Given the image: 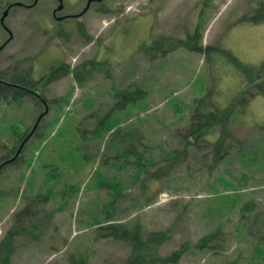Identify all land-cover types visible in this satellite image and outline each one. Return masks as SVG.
I'll return each instance as SVG.
<instances>
[{"label": "rangeland", "instance_id": "rangeland-1", "mask_svg": "<svg viewBox=\"0 0 264 264\" xmlns=\"http://www.w3.org/2000/svg\"><path fill=\"white\" fill-rule=\"evenodd\" d=\"M6 1L34 0H0V15ZM258 1L102 0L81 17L61 21L52 16L53 0L9 9L5 24L12 38L0 52V73L22 63L18 74L31 68L37 93L51 101L31 133L44 111L41 103L32 95L21 101L0 100V158L16 147L24 131L29 134L21 143L22 159L0 170V239L27 198L38 195L29 208L34 213L31 222L38 227L26 238L17 236L10 264H66L70 256H82L89 264H121L129 247L95 235L92 223L105 211L126 223L138 221L144 234L167 229L170 237L160 246V255L186 246L174 264H264V92L250 86L249 101L237 103L239 113L230 126L236 140L215 168L208 161L211 144L200 139L188 145L185 160L154 180L148 173L169 162L163 159L166 152L184 144L176 131L188 124L194 98L209 88L211 101L231 103L245 75L185 48L157 57L140 48L154 34L185 37L199 27L203 44L219 45L244 62L259 64L264 60V25L239 20ZM62 2V11L72 14L86 0ZM7 38L0 24V44ZM88 59L101 61L103 67L85 86L79 87L70 73L42 83L52 66L63 62L73 67ZM132 80L146 95L115 111L113 120L123 136V129L143 135V144L136 147L144 167L131 156L112 157L119 147L110 142V131L89 134L85 141L88 149L106 150L108 158L84 163L83 129L77 130V124L89 128L90 112L110 108L113 91ZM216 135L206 138L213 141ZM72 184H78L79 191L69 196ZM251 199V210H243ZM218 228L223 234L206 247L194 246Z\"/></svg>", "mask_w": 264, "mask_h": 264}, {"label": "trees", "instance_id": "trees-1", "mask_svg": "<svg viewBox=\"0 0 264 264\" xmlns=\"http://www.w3.org/2000/svg\"><path fill=\"white\" fill-rule=\"evenodd\" d=\"M9 3L11 7L14 6V3L11 1H6L2 6ZM101 11L104 12L105 10L101 9ZM239 20L254 25H264V0H259L256 7L252 11L243 14ZM78 31L85 36V32L81 25L78 26ZM202 35L203 34L199 31V27L187 31L185 37L159 33L152 35V40L148 45L145 46V44H142L140 47L141 49L146 48V53L153 57L163 56L169 51L185 48L186 50L204 55V59L210 62L219 60L217 64L225 63L229 69L231 68L233 71L236 70L245 75V79L240 81L242 88L239 90L240 92L238 91L239 93L237 92V95L231 103L227 101L225 105H222L220 102L211 101L208 97L210 92L209 88L208 93L194 98L188 124L185 125L183 130L176 131V134L181 136L184 144L181 148H174L166 152L163 159L169 160V162L148 173L149 177L154 180L167 176L176 165L185 160L187 157L186 151L188 145L193 143L196 145V141L200 139L202 141L206 140V143L211 144V149L208 152V161L211 160L209 161V166L215 168L220 160L228 153L233 141L236 140L230 130V126L234 124L231 122L233 120V115L239 113V111L236 110L237 103L249 101L247 94L249 93L248 87L250 86H255L258 90L264 92V60L259 64L244 62L229 49L222 48L216 44H203ZM213 54H215V56H212ZM20 67H22V63L19 64V62H16L12 66L11 71L0 73V100L6 102L21 101L27 95H32L42 106L44 102L49 106L51 101L43 94L37 93L36 91L37 81L30 73V71L33 72L32 69L30 68L27 70V73L20 75L18 74V69H20ZM102 67L101 61H95L94 59L85 60L81 64L73 67L60 62L49 69L44 75L45 79L42 83L45 81L53 82L65 76L67 73H70L75 83L79 87H83L88 81L95 78ZM13 71L15 74H13ZM212 73V77L216 78L214 70ZM145 95L146 91L142 85L132 80L128 85L113 91L112 96L114 100L110 108H105L104 112L101 113H99V110H90L91 112L87 116L90 122L89 128H87V125L81 127L80 123L77 124V130L83 129L81 130L80 139L81 144L84 146H81L80 157L84 163H94L101 159V157H103V159L108 158V156H106V150L99 152L98 149H88L85 141L89 134L97 136L102 132L110 131L108 134L111 135L109 138L110 142H114L117 147H119L112 157L131 156L138 166L142 165V167H144L141 152L136 147V143L143 144V135H139L137 130L134 129H123V136L120 134L121 128L117 127L118 125L115 124L113 117L115 111L125 109L128 105L142 100ZM250 95L252 94L250 93ZM215 131H217V138L213 141L208 140L206 135ZM25 134L26 132L24 131L23 135ZM255 156L256 155H254V158ZM17 159L18 158H16V160ZM21 159L20 156V160ZM13 162H15V160H13L12 163ZM52 175L56 177L55 174ZM104 182L105 181H101L100 183L104 184ZM78 186V184L68 186L67 193L69 196H73V193L76 194L79 191ZM37 199L38 195L33 198H27L26 204L23 207L24 209L22 208L17 213L16 220L0 239V264H10L15 253V240L17 236L22 235L26 238V236L32 235L34 230L38 227L35 222L32 224L31 215L34 213L29 210ZM253 205V199L248 200L245 202L243 210L250 211ZM111 213L112 212L105 211V216L100 221L97 219V222L95 221V224H92L97 238L116 240L129 247V253L121 264H174L179 261L186 247L185 245H182L180 248L167 255L163 256L159 254L160 246L170 237L167 229L150 230L144 234L142 225L138 221L126 223L114 218ZM258 213L259 212H256V216ZM27 223L30 225H26ZM220 234H223V232L220 231L219 228L206 233L199 238L194 246L204 248L208 242L212 241ZM36 235L38 236L39 234ZM33 238L34 237H32V239ZM210 248L212 249L213 246H210ZM66 264L89 263L86 258L82 256H70Z\"/></svg>", "mask_w": 264, "mask_h": 264}, {"label": "flooded vegetation", "instance_id": "flooded-vegetation-1", "mask_svg": "<svg viewBox=\"0 0 264 264\" xmlns=\"http://www.w3.org/2000/svg\"><path fill=\"white\" fill-rule=\"evenodd\" d=\"M55 3V6L53 7V9H55V7L59 4V1L58 0H53ZM100 1H102V0H92L91 2H90V4H89V7H88V9L91 7V5L93 4V3H95V2H100ZM86 2H87V0H86ZM86 2H85V4L82 6V8H81V10L85 7V5H86ZM11 4L9 3V4H5V6H4V10L5 9H7V7H9V9L11 8V6H10ZM30 4H24V5H22V6H25V7H27V6H29ZM3 10V11H4ZM63 10V9H62ZM57 11L56 12V16L55 17H58V16H75V17H81V16H77L78 15V13L81 11H78L77 13H72V14H66V13H64L63 11ZM9 11V10H8ZM53 11V10H52ZM52 16H53V14H52ZM54 16H53V18H55ZM3 43V42H2ZM1 45V44H0ZM5 47V46H4ZM37 125V124H36ZM36 125H35V122H34V124H33V126H32V128L31 129H33V132H34V130H35V127H36ZM32 132V133H33ZM28 133H26L22 138H20L21 140H20V142H18V144L16 145V147H14L11 151H10V153H8V154H6V155H4L3 157H1L0 158V170H2L3 169V167L4 166H6L7 164H9V163H11L12 161H13V159L15 160V161H17V160H19L20 159V153H21V149H22V141H23V139L25 138V136L27 135ZM16 158H18L17 160H16ZM10 160V161H9Z\"/></svg>", "mask_w": 264, "mask_h": 264}, {"label": "water", "instance_id": "water-1", "mask_svg": "<svg viewBox=\"0 0 264 264\" xmlns=\"http://www.w3.org/2000/svg\"><path fill=\"white\" fill-rule=\"evenodd\" d=\"M91 1H92V0H87L86 6L83 8V10H82L78 15H81L82 13H84V12L88 9L89 4H90ZM34 3H36V0H35L32 4H34ZM62 8H63L62 0H59V5L53 10V15L55 16V15H56V11H59V10H61ZM7 12H8L7 9L4 10L3 13H2V15L0 16V22H1V24H2L3 26H5V25H4V18L6 17ZM63 17H64V16H58V17H56V19H57V20H61ZM8 32H9V38H8V39H10V38L12 37V35H11L10 31H8ZM1 48H2V46H0V49H1ZM45 111H46V110H45ZM41 115H42V114H40L39 117H41ZM9 161H10V160H9Z\"/></svg>", "mask_w": 264, "mask_h": 264}]
</instances>
